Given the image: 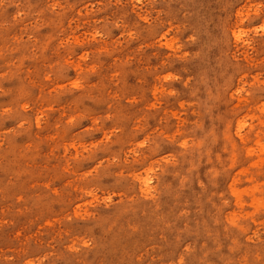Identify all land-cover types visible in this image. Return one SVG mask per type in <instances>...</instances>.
Masks as SVG:
<instances>
[{
    "label": "rangeland",
    "instance_id": "rangeland-1",
    "mask_svg": "<svg viewBox=\"0 0 264 264\" xmlns=\"http://www.w3.org/2000/svg\"><path fill=\"white\" fill-rule=\"evenodd\" d=\"M0 264H264V0H0Z\"/></svg>",
    "mask_w": 264,
    "mask_h": 264
}]
</instances>
